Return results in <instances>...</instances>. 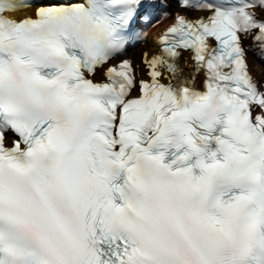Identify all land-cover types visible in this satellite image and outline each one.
<instances>
[{"label":"snow or ice","instance_id":"1","mask_svg":"<svg viewBox=\"0 0 264 264\" xmlns=\"http://www.w3.org/2000/svg\"><path fill=\"white\" fill-rule=\"evenodd\" d=\"M249 51L264 0H0V264H264Z\"/></svg>","mask_w":264,"mask_h":264}]
</instances>
